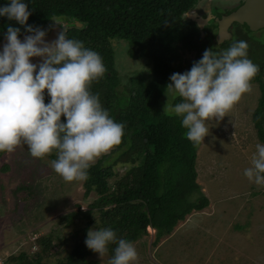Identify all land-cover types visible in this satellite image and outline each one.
I'll use <instances>...</instances> for the list:
<instances>
[{
  "label": "trees",
  "instance_id": "trees-1",
  "mask_svg": "<svg viewBox=\"0 0 264 264\" xmlns=\"http://www.w3.org/2000/svg\"><path fill=\"white\" fill-rule=\"evenodd\" d=\"M197 0H26L31 14L26 23L43 27L52 19L79 21L65 30L68 38L81 40L102 57L106 72L94 81L91 91L97 94L102 106L117 122L124 124L121 144L111 154L98 158L88 169L83 181L85 194L94 190L98 195L88 209L71 211L64 220L86 219L79 228L81 238L75 239L62 264H98L87 259L93 251L84 240L96 208L100 228H112L118 237L131 242L147 234L146 227L154 229L156 243L169 235L177 221L193 210H201L209 203L197 182L195 167L199 144L193 145L184 136L186 131L180 120L167 115L159 106V99L174 72L190 69L207 48L226 49L237 36L225 44L213 43L211 32L201 35L197 24L184 16ZM7 0H0V5ZM23 26L0 17V32L6 25ZM111 36L123 38L134 58H144L150 66L151 76L142 86L127 90L121 85L114 67V56L108 46ZM248 46V57L258 65L259 71L251 83H257L259 97L252 112L257 136L264 143V41ZM260 46V47H259ZM192 51L194 58L183 59L184 52ZM48 97H45L47 102ZM63 119V117H62ZM3 153H0V156ZM56 157L54 152L51 153ZM139 161L122 174L113 170L115 163ZM40 242L46 244L43 238ZM50 244V240H48ZM114 245H109L112 255ZM15 264H43L37 252L9 256Z\"/></svg>",
  "mask_w": 264,
  "mask_h": 264
},
{
  "label": "clouds",
  "instance_id": "clouds-1",
  "mask_svg": "<svg viewBox=\"0 0 264 264\" xmlns=\"http://www.w3.org/2000/svg\"><path fill=\"white\" fill-rule=\"evenodd\" d=\"M30 14L26 0L0 5V17L23 26L27 33L21 40V28L12 24L3 32L0 153H11L21 144L34 158L54 152L51 167L55 173L66 182L84 181L92 164L121 144L125 126L112 118L91 91L92 83L106 72L100 54L81 40L68 38L63 28L54 40L47 41V29L26 23ZM32 57L40 60L33 63ZM258 71L244 40H235L219 51L207 48L190 69L169 76L165 94L174 103L167 105L166 114L180 120L187 140L200 144L210 134L209 122L229 116L242 95L251 91ZM243 175L250 183L264 186V144L255 145ZM84 243L100 257L114 245L109 264L137 260L133 243L118 237L110 227H89Z\"/></svg>",
  "mask_w": 264,
  "mask_h": 264
},
{
  "label": "rangeland",
  "instance_id": "rangeland-1",
  "mask_svg": "<svg viewBox=\"0 0 264 264\" xmlns=\"http://www.w3.org/2000/svg\"><path fill=\"white\" fill-rule=\"evenodd\" d=\"M108 43L120 88L144 86L151 76L147 61L134 58L121 37L111 36ZM182 58L191 60L194 53L184 52ZM259 94L257 83H251V91L242 95L229 116L209 122L210 134L199 144L195 163L196 180L208 205L177 221L182 226L160 244L163 237L154 243V229L146 227L147 234L132 242L137 252L134 264H264V186L243 175L255 145L264 144L252 121ZM172 103L164 91L160 108L165 106L166 113ZM55 158H34L23 144L0 156V264H15L9 256L21 252L39 253L43 264H62L74 240L83 236L79 228L87 220H64L63 215L88 209L98 195L94 190L85 194L83 181H64L51 167ZM138 162L115 163L113 170L119 175ZM97 215L96 208L91 209L89 227L100 228ZM110 257L109 251L103 257L92 252L87 259L109 264Z\"/></svg>",
  "mask_w": 264,
  "mask_h": 264
},
{
  "label": "flooded vegetation",
  "instance_id": "flooded-vegetation-1",
  "mask_svg": "<svg viewBox=\"0 0 264 264\" xmlns=\"http://www.w3.org/2000/svg\"><path fill=\"white\" fill-rule=\"evenodd\" d=\"M243 2L244 0H197L195 5L189 10H187L188 12L193 14L195 18L188 17V19L193 20L197 24L202 36L205 35L206 30L211 32L210 28L214 26L215 31H214L213 43L217 45L225 44L227 41L229 42L230 40L235 39L237 36H241V37L245 36L246 38L245 40L248 46L249 47L252 46L255 48V45L259 44L258 40L264 41V27H260L255 30H250L247 29L242 23L237 21H232L227 25L225 29L227 35L222 39H216V35H218L217 20L221 16L228 15L234 10H236ZM186 12H184V14ZM197 18L207 19L202 27L198 25L196 21ZM54 21H55L54 19H52L51 22L48 21L41 28L47 29L48 32L52 28L51 26L54 23ZM58 27L60 29L59 31H61L62 28L64 29V31L67 29V27L65 26L64 27L58 26ZM0 34H2L3 36V32H0ZM257 35H260V37Z\"/></svg>",
  "mask_w": 264,
  "mask_h": 264
},
{
  "label": "water",
  "instance_id": "water-1",
  "mask_svg": "<svg viewBox=\"0 0 264 264\" xmlns=\"http://www.w3.org/2000/svg\"><path fill=\"white\" fill-rule=\"evenodd\" d=\"M185 15L190 18H195L193 14L190 12H186ZM207 19L197 18L196 21L200 27L203 26V24L206 22ZM237 21L242 23L247 29L255 30L260 27H264V0H244V2L233 12H231L228 15H223L217 20V30L218 35H216V39H222L227 34L225 32V29L227 25L232 22ZM59 22L60 24L56 23ZM73 24H76L77 26H80L79 21H66V20H56L52 24V28L46 33L45 39L47 41H52L57 37V34L59 32V27L64 26H70ZM27 33L22 32L19 34L18 38L23 40V36ZM4 36L0 39V47H2L3 43H5ZM30 60L33 63H37L40 58L39 57H32Z\"/></svg>",
  "mask_w": 264,
  "mask_h": 264
},
{
  "label": "crops",
  "instance_id": "crops-1",
  "mask_svg": "<svg viewBox=\"0 0 264 264\" xmlns=\"http://www.w3.org/2000/svg\"><path fill=\"white\" fill-rule=\"evenodd\" d=\"M187 215H188V214H187ZM187 215H186V216H187ZM186 216H185V217H186ZM185 221H186V220H185ZM179 225L182 226V224H179ZM180 226H178V224H177V225L175 224V228L173 227V230L171 231V233H170L169 235H172V234H173V233H174V232H175ZM169 235H166L165 237L163 236L162 239L160 238L161 241H159L158 243L160 244L161 242H163V240L167 239V238L169 237ZM160 239H159V240H160Z\"/></svg>",
  "mask_w": 264,
  "mask_h": 264
},
{
  "label": "bare ground",
  "instance_id": "bare-ground-1",
  "mask_svg": "<svg viewBox=\"0 0 264 264\" xmlns=\"http://www.w3.org/2000/svg\"><path fill=\"white\" fill-rule=\"evenodd\" d=\"M149 228V227H148Z\"/></svg>",
  "mask_w": 264,
  "mask_h": 264
}]
</instances>
